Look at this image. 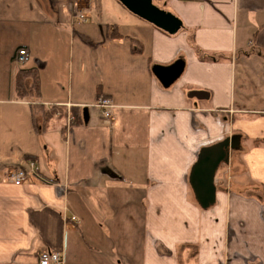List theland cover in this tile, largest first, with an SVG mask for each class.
Listing matches in <instances>:
<instances>
[{
    "label": "crops",
    "instance_id": "obj_1",
    "mask_svg": "<svg viewBox=\"0 0 264 264\" xmlns=\"http://www.w3.org/2000/svg\"><path fill=\"white\" fill-rule=\"evenodd\" d=\"M81 2L0 0V264H40L44 249L63 264H264V0H152L181 21L175 32L106 0L102 34L79 29ZM21 47L39 101L79 107L81 123L53 116L43 127L18 97ZM178 60L165 87L154 67ZM227 138L216 202L203 208L189 200L191 169ZM27 154L39 175L16 185Z\"/></svg>",
    "mask_w": 264,
    "mask_h": 264
},
{
    "label": "water",
    "instance_id": "obj_2",
    "mask_svg": "<svg viewBox=\"0 0 264 264\" xmlns=\"http://www.w3.org/2000/svg\"><path fill=\"white\" fill-rule=\"evenodd\" d=\"M129 10L156 26L175 32L181 27V21L169 12L155 6L152 0H119ZM185 62L178 60L170 66L154 67L155 74L161 83L168 87L182 74ZM195 92L194 94H198ZM203 93V92H200ZM234 143L230 138L202 150L198 161L191 169L190 182L198 203L203 208H209L216 202L215 175L220 164L227 160L228 152L225 146Z\"/></svg>",
    "mask_w": 264,
    "mask_h": 264
},
{
    "label": "rangeland",
    "instance_id": "obj_3",
    "mask_svg": "<svg viewBox=\"0 0 264 264\" xmlns=\"http://www.w3.org/2000/svg\"><path fill=\"white\" fill-rule=\"evenodd\" d=\"M88 2L90 3L89 0H88ZM95 2H96L97 5L95 6V8L91 11V14L89 15L85 10H83V8L86 7V5H88L87 4V0H82L81 3H83V5H79V8L73 13V16H75V14L78 12V10H80L83 13H86L90 17L87 22H82V21L80 22L78 19H75V21L78 22L79 29H86V30L93 31L94 33L96 32V33L102 34V32H101L102 31V28L106 29L107 26L104 23V21L101 20V18H100L101 15L100 14H102L104 16L103 18L105 19L106 17L109 16V14H111L110 11L112 9H111L110 4H108L109 6L107 5L106 0H95ZM101 8L103 9L104 12H101L100 13V9ZM91 49H92V47L89 46L88 44H86V45H84L83 50L84 51H87V52H83V51H81V52H82V55L84 57L83 58V62H88V61L91 60L93 62V65H94L95 58L93 56L91 57V53H89L91 51ZM72 64H73V62H72ZM75 73H76V69H75ZM31 80H32V78L30 79V82H31ZM44 106L47 108V110L55 111V116L65 117L66 118V121L69 122V123H72L76 119V116H75L74 112L72 111V107L73 106L70 105V104H68L65 107V109L63 108V106H60L59 104H44ZM36 117H39L40 118V122L44 126L43 114L41 112H36L35 113V118ZM104 122H105V120H104ZM112 122H113V119H112L111 123ZM106 124H110V123H106ZM225 171H226V169H223L221 171V176L222 177L225 175ZM228 175L229 174L226 173V176H228ZM221 176L219 177L220 180L222 179ZM237 177H238V180L239 181H241V182H247V180H246L247 177H246L245 173H239V174L237 173ZM234 179H237L236 178V173L234 175H232V180H234ZM229 182H230V179H229ZM222 184H227V182H226L225 179L222 180ZM249 188H252V187H250V185H249ZM256 193H260V191H255L253 189H251V190L248 189V190L245 191V195H256ZM258 197H259L258 199L261 198L260 195ZM189 200L192 203H196L197 204V202H196L197 199H196V197L193 194H190L189 195ZM183 246H180L178 248V250L185 249V248H183ZM190 246H191V248H188V250H189L188 252L195 253L196 250H197L196 246L195 245H190ZM255 262H256V260H255Z\"/></svg>",
    "mask_w": 264,
    "mask_h": 264
},
{
    "label": "built area",
    "instance_id": "obj_4",
    "mask_svg": "<svg viewBox=\"0 0 264 264\" xmlns=\"http://www.w3.org/2000/svg\"><path fill=\"white\" fill-rule=\"evenodd\" d=\"M74 19H78L80 22H87L89 20V16L86 13L81 12L78 10V12L73 17ZM15 63L18 66H24L27 64L30 60V52L26 47H21L17 50L15 54ZM96 106L100 109L103 119L106 123H111L113 116H114V104L112 103L111 99L107 97H101ZM30 167H20L18 169H15L11 173V177L16 185H21L27 176L29 174H35L39 175V172L37 170L36 162L29 161ZM40 264H63V260L61 255L53 251L51 249H44L41 251L39 256Z\"/></svg>",
    "mask_w": 264,
    "mask_h": 264
},
{
    "label": "trees",
    "instance_id": "obj_5",
    "mask_svg": "<svg viewBox=\"0 0 264 264\" xmlns=\"http://www.w3.org/2000/svg\"><path fill=\"white\" fill-rule=\"evenodd\" d=\"M80 37L85 43L93 44V40L89 38L87 35L80 34ZM32 78L31 82L30 79ZM15 88L17 95L22 100H28L31 103V110L32 114L35 117L36 112H41L43 114L44 119V126L46 125V122L49 120L50 117L55 116V111L47 110V108L44 106L42 102L39 101L40 98V81H39V74L36 69H26L21 68L18 70L17 76H16V82H15ZM105 97V96H103ZM100 99V98H99ZM35 103V104H34ZM77 106L72 107V111L74 112L76 116V121L74 120L71 125H76L78 123H81L83 121L82 116L80 115V110L78 111ZM35 127L38 125L35 124ZM27 159L31 160L34 159V156L27 154L25 156ZM194 254V253H193Z\"/></svg>",
    "mask_w": 264,
    "mask_h": 264
}]
</instances>
